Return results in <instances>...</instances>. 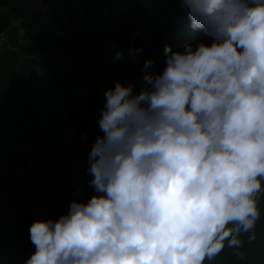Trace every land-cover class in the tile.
Returning <instances> with one entry per match:
<instances>
[{"label":"clouds","instance_id":"9594fccd","mask_svg":"<svg viewBox=\"0 0 264 264\" xmlns=\"http://www.w3.org/2000/svg\"><path fill=\"white\" fill-rule=\"evenodd\" d=\"M210 43L164 46L104 92L86 203L29 226L24 264H204L255 239L264 194V0H181ZM142 49H129L132 56ZM116 59L122 58L117 51ZM152 64L146 60L144 69Z\"/></svg>","mask_w":264,"mask_h":264},{"label":"trees","instance_id":"16d2710c","mask_svg":"<svg viewBox=\"0 0 264 264\" xmlns=\"http://www.w3.org/2000/svg\"><path fill=\"white\" fill-rule=\"evenodd\" d=\"M41 1L0 0V264H24L33 253V221L56 220L96 194L87 169L103 135L99 94L117 81L134 93L147 87L144 73L162 71L165 45L211 42L190 27L181 0H78L66 17L42 14ZM258 208L255 239L225 242L204 264H264V194Z\"/></svg>","mask_w":264,"mask_h":264},{"label":"rangeland","instance_id":"374dc122","mask_svg":"<svg viewBox=\"0 0 264 264\" xmlns=\"http://www.w3.org/2000/svg\"><path fill=\"white\" fill-rule=\"evenodd\" d=\"M77 1L78 0H44L43 2L41 1V6L39 5V12L42 14L45 13L47 17H51L53 14L66 17L77 10ZM89 4L93 3L90 2ZM10 20L12 25H17L21 21L20 17H11ZM1 42L2 40L0 38V43ZM104 58L108 59L107 57ZM99 99L105 101L104 92L99 94Z\"/></svg>","mask_w":264,"mask_h":264},{"label":"built area","instance_id":"2783aa9c","mask_svg":"<svg viewBox=\"0 0 264 264\" xmlns=\"http://www.w3.org/2000/svg\"><path fill=\"white\" fill-rule=\"evenodd\" d=\"M3 37H4V35H3V34H0V38H1V40L3 39Z\"/></svg>","mask_w":264,"mask_h":264}]
</instances>
